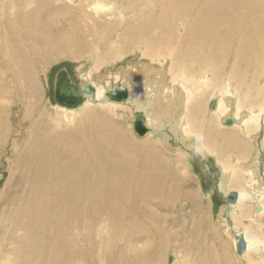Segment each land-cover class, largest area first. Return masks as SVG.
Listing matches in <instances>:
<instances>
[{
	"label": "bare ground",
	"instance_id": "bare-ground-1",
	"mask_svg": "<svg viewBox=\"0 0 264 264\" xmlns=\"http://www.w3.org/2000/svg\"><path fill=\"white\" fill-rule=\"evenodd\" d=\"M83 1L82 22L89 19L87 5L100 4ZM146 1L136 25L129 27L135 36L123 39L126 47L137 42L141 61L109 76L106 81L114 79L116 85L111 88L87 73L80 88L92 85L95 92L83 93L76 127L60 131L44 126L48 111L29 98L37 93L40 62L78 42L88 45L79 37L78 19L60 0H0V145L22 134L21 127L33 135L14 166L21 173L17 182L26 181V189H15L8 199L16 204L14 211L0 215V264H91L102 258L109 264H161L170 230L178 225L191 238L180 249L190 264H228L229 259L264 264V219L251 227L264 216V132L258 140L264 131V0ZM129 8H137L136 0ZM96 26L89 27L90 36ZM175 53L184 57L175 65L179 71L167 66ZM120 85L129 89V98L110 100L108 92ZM207 89L218 97L208 120L201 118ZM101 102L133 131L136 113L142 112L151 129L148 139L132 142L122 126L94 116L90 105ZM167 126L204 157L201 163L217 159L216 186L224 199L239 195L218 210L233 255L201 250L205 219L196 217L193 192L180 187L178 164L167 159L174 152L168 133L160 134ZM231 155L238 163L228 164ZM179 210L188 215L177 217ZM240 238L243 252L237 249Z\"/></svg>",
	"mask_w": 264,
	"mask_h": 264
},
{
	"label": "rangeland",
	"instance_id": "rangeland-1",
	"mask_svg": "<svg viewBox=\"0 0 264 264\" xmlns=\"http://www.w3.org/2000/svg\"><path fill=\"white\" fill-rule=\"evenodd\" d=\"M60 1L65 2L69 6L68 13L72 11L71 14H73V16L78 19L79 25L81 26L79 37L83 36L85 38V42L88 45H86L83 41L78 42L77 45H80V48H78L77 45L69 46L64 51V53H61L60 55L55 54V58L47 60L46 63L41 64L40 62L37 66L38 75L36 76L39 82L35 91L37 93L34 94L35 96L30 97L29 100L30 102H38V105L43 106L44 109H46V112L48 111L46 118L44 119V126H56L60 131H64L66 129L70 130L76 127L81 117L80 114L84 110V107L79 108V106L78 108H75L76 110L69 111L66 109H60L56 105L57 103L54 99V85L56 76L58 74L57 72L61 69H66L70 74L71 79L78 85V87H81V85L84 83L87 73H93V77L96 78L101 77L104 82L103 86H106V88H108V82L111 83L110 88L115 87L116 85L114 79L112 81H106V79H109V76H112L113 78V73H117L118 69L123 68L124 66L126 67L128 65H133L137 61H141V56L143 53L142 49L137 48V42H133V45H129L128 47H126L123 39H130L135 36L132 32H130L129 27L136 25L140 10L144 9L148 5V2L146 0H136L137 8L135 10H132L131 8H129L130 0H97L96 2H100L98 8H90L87 5L86 12L89 19L87 21L84 19L82 22L80 18L82 12H80L79 8L82 6L83 10L85 9L84 5L86 6V4H84L85 2L83 0ZM90 16L96 21L101 20L100 22L103 23V26L101 27L98 25V27L96 25H93V21ZM92 26H96L98 28H95L96 34L90 36L88 29ZM84 31H87L88 34H85ZM75 37L76 39H79V37ZM99 37L100 39H104V41H100L98 39ZM91 43H96V45ZM173 56L175 58H167V60L169 59V61L167 62V66H172L174 70L179 71L177 70L175 65H179L184 57L181 54L176 53ZM173 61L175 62V64L171 65V62ZM197 69V66H195L194 70ZM96 70H98L99 73H96ZM209 92L210 89L209 91L207 89L208 95L204 97V106H206V108L201 115V118L205 117L206 120L210 119L211 116V112L209 109L212 108L214 104L218 103V97L209 95ZM101 104L102 102L90 105L91 109L93 110L92 113L94 116L100 118L101 116H104V118H108L117 123L119 126H122L125 135L129 136L132 142L138 143L146 141L148 139L147 137L140 138L139 136H137L133 129L131 130L129 126H126L125 119H119L116 116L115 109L107 108L105 106L103 107ZM123 108L127 110V107ZM13 110L16 109L13 108ZM19 110L21 112L26 111L24 107L20 108ZM14 116L15 115L11 114L10 117L14 119ZM13 125L14 121L12 120L10 123V127L12 128V130L14 129ZM22 128L23 133L18 136L12 137V139L10 140L8 138L4 139V136L2 137L4 141L0 145V199H5V201L0 202V215L3 211H14L16 204L14 203V201L8 200L10 195H12L15 191L23 193V189H26L25 186H23L26 184V181L22 179L19 181V183L17 182V177L21 173L17 168L14 167L17 165L16 159H18V153L24 149L26 143L31 142L30 139L33 136L31 134L29 135L27 130L28 128L26 127H21L19 128V130ZM164 132H167L169 135L168 143L171 146L169 147L171 148L169 149L170 151H179L178 149H181V147L183 151H185V149L189 150V152H172V155L170 153V156H168L167 159H169L176 165L178 164L177 170L180 176L179 178L181 180L180 187L184 186V188L190 189L193 192L194 201H197L199 205H195L198 208L197 210L199 213L198 214L196 212V214H198L196 217L198 218V216L202 215V217L205 219V225L203 226V231H201L203 234L201 240L202 242L200 243L201 250L203 252H205L207 249L215 250L214 253L216 255H222L225 250H227L230 256L233 255L232 249H230V247H228L227 245L226 239L228 238L226 235V231H223L221 225L218 223V210L221 205L229 204L230 197L224 199L222 197L223 195L221 194L220 189H218V187L216 186L218 180L220 179V169L216 162L217 159H215L214 156H211L208 157L206 161L201 163L200 158L204 157H200V153L196 150H193V146H186L180 137H175L177 135L173 134L174 132L171 131L170 126H167L166 129L160 131V134H163ZM263 132L264 131H262V135H260L258 138L260 142L261 139H263ZM25 137L26 140H23V138ZM13 144L19 145L16 151L14 150ZM160 144L162 145V143ZM252 146L253 144L249 143L247 152H250ZM183 153H186L187 157L184 156ZM263 157L264 156H262V158ZM239 160V157L237 159L235 155H231V158L228 160V164L238 163ZM182 180H185L186 183H184ZM18 184L22 185L18 186ZM188 208L189 207H187L186 209ZM188 212V210L184 212L182 210H179L178 212H176V216L184 218L188 215ZM246 212L247 208L244 209L245 215L247 214ZM263 219L264 216L261 219L258 218L255 221H252L251 227H254L259 222H263ZM190 227L191 224L188 225V229H190ZM181 228L182 227L178 225L177 228L170 230L171 233H173V236L168 240L167 246L164 250L165 252L161 256V264H190L188 260L182 259L183 254L180 249L184 244L188 243L191 238L188 237V232L183 231ZM116 251V248L112 249V252L114 254H117ZM252 254L255 255V261L260 260L257 258L256 253ZM91 264L109 263L102 258L100 259V261H96L95 263ZM228 264L236 263L233 259H229Z\"/></svg>",
	"mask_w": 264,
	"mask_h": 264
},
{
	"label": "water",
	"instance_id": "water-1",
	"mask_svg": "<svg viewBox=\"0 0 264 264\" xmlns=\"http://www.w3.org/2000/svg\"><path fill=\"white\" fill-rule=\"evenodd\" d=\"M55 85H54V99L55 102L61 106H67L70 108H77L84 102V94H94L95 89L92 85H84L83 88L71 79L70 74L66 69H61L57 72ZM84 93V94H83ZM129 89L126 86L120 85L119 88L114 91L108 92V98L117 102L123 101L129 98ZM134 131L140 137H145L151 130L145 122V116L142 112L137 111L136 117L133 120ZM237 192L230 193V199L236 200L238 198ZM245 241L240 238L237 249L240 252L245 250Z\"/></svg>",
	"mask_w": 264,
	"mask_h": 264
}]
</instances>
